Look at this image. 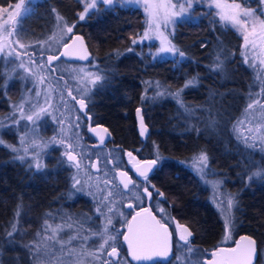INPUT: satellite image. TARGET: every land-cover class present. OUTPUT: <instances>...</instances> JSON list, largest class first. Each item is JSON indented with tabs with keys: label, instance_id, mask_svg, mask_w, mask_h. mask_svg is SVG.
Returning <instances> with one entry per match:
<instances>
[{
	"label": "trees",
	"instance_id": "16d2710c",
	"mask_svg": "<svg viewBox=\"0 0 264 264\" xmlns=\"http://www.w3.org/2000/svg\"><path fill=\"white\" fill-rule=\"evenodd\" d=\"M236 1L261 16V0ZM13 2L0 0V7ZM83 10L81 0H39L33 6L32 15L22 20L19 28L22 35L33 39L30 53L45 63L38 72L43 77L42 84L54 83V79L66 87L82 83L83 77L78 80L74 71L64 70L65 79L52 67L55 62H65L71 67L85 63L63 58L54 60L51 65L47 63V56L60 52L63 44L69 41L68 37L64 43H54L57 47L52 51L54 36L60 34V29L74 26L70 35L79 33L84 37L92 55L88 65L93 64L99 77L85 89L82 98L74 91L67 92L66 98L77 110L76 117L82 121L89 115L93 124L107 127L111 134L109 144L120 146L112 149L117 153L129 151L141 160L153 159L157 154L162 158L152 178L161 181L157 188L168 196L173 206L175 203L179 205V211L174 209L173 213L177 215L179 212L192 224L196 233L192 242L199 249L210 254L220 246H233L241 234L255 237L259 250L264 247V194L249 200L245 205V217L237 214L232 218L231 241L224 244L223 218L218 214L215 219L206 210L196 208L193 194L179 170L182 164L190 167L192 158L202 151L216 167H235L242 163L247 167H264V150L242 144L234 132V124L244 112L250 91L257 82L255 68L246 63L242 55L243 37L239 30L223 21L217 22L216 11L211 10L209 14L205 0H193L188 9L192 15L188 14L182 23L176 25L170 38L176 48L184 52V57L175 54L157 58L154 43H132L136 31L144 27L140 8L100 3L80 20ZM218 59L222 62L219 65ZM19 72L14 62L7 63L0 58L2 127L3 122L11 117L12 105L29 86L28 78ZM193 78L196 81L185 88L187 81ZM160 92L165 94L158 95ZM176 92H180V102L173 95ZM68 93H71L70 97ZM80 99L86 101V110L80 109ZM138 109L141 110L139 113ZM141 115L148 129L144 136L140 134ZM45 119L52 128L51 132L59 131L48 116ZM82 131L87 145L90 135L86 128ZM0 136L3 141L0 143V228L12 226L14 219L8 214L13 206L22 205L21 201L25 202V213L20 224L33 228L38 220L36 211H43L48 203L52 204L53 197L65 195L71 183V172L66 171L70 163L64 157V148L53 145L45 148L39 158L45 170L35 171L28 166L30 160L17 159L18 153L8 146V143L17 141V128L5 126ZM163 170L168 171L167 175L162 176ZM121 246V261L130 262L123 243ZM259 260L260 257L255 264H259ZM133 262L130 264H136Z\"/></svg>",
	"mask_w": 264,
	"mask_h": 264
},
{
	"label": "rangeland",
	"instance_id": "374dc122",
	"mask_svg": "<svg viewBox=\"0 0 264 264\" xmlns=\"http://www.w3.org/2000/svg\"><path fill=\"white\" fill-rule=\"evenodd\" d=\"M39 0H14L13 3L7 5V6H1L0 7V44L3 43V36L5 35V29H15L13 36L10 37V39H18L21 44L25 45V48H20L19 44H12L10 48L5 49V51L0 52V58L3 59V61H12L15 63V68L19 69V73L23 77H27L29 82V86L24 90L22 95L19 97L17 102L12 105L11 112H9V120H5L4 127L9 125H14L15 128H17V141L13 144H9L8 146L12 150V148L16 149H23L28 148V152L25 154L22 151L17 152L18 155H25V160H32L33 156L38 153V159L42 156L44 153L45 148H50L53 145H61L64 148L65 153L66 152H73L74 155L77 156V160L80 161L81 168L77 169L74 164L75 162H69L70 167H74L75 170V177L79 178L81 183L77 185L78 187H83L85 191L88 193H92L91 196H98L101 198V195H106V192L98 191L97 188L103 190L108 187L109 185H106L103 181L105 180H112L113 185L111 187H114L116 191H122V195H116L114 193V203L112 204L113 211L111 213H108L111 218L116 219V225L115 227L118 229L124 228V220L125 218L128 219L129 213L133 211L136 208L129 209L127 207L128 203L137 204L136 197L139 196V188L133 189L132 186H129V190H123L122 185L119 184V175L118 173L120 171H126L124 161L121 157V155L117 152H115L112 149L103 148V149H88V146L86 147L85 141H84V135L83 131H81V128H85V125L82 127L79 123V119H77V110L73 103L68 100L67 92L76 93L79 97L82 98L85 94V89L89 88L93 85V81H97L96 77L98 75L93 70V64L88 65V63L85 64H79V65H73L72 67L69 65H66L65 62H55V65L52 67L53 69L59 71L62 73L63 78H65L64 70L69 69L70 71H74L75 75L78 76V80L80 77H83V81L81 84H75L71 85L69 84L67 87L62 83H56V79H54V83H43V80L40 75H38V72L40 73V70L45 65V63L39 59L37 60V57L35 58L30 51H32L33 48V39H28L25 35H22L20 28V25L22 24V20L32 15L33 13V6L35 3H37ZM84 10L85 7L92 3V0H81ZM96 6L100 3H103L102 0H95ZM173 4L177 3V0H171ZM181 2H184V0H181ZM228 3H238L236 0H227ZM210 0H205V5L209 4ZM20 4L19 14H16L13 16V20L9 21V16L13 15L17 12L16 5ZM106 6H114V5H121V6H130V7H137L140 8L144 15V27L141 31H136L134 38L137 40L140 39L144 31L147 30V22H148V14L144 10L143 3H128L127 0H113L111 4L103 3ZM240 4V3H239ZM185 8L188 7L187 3L184 4ZM242 6V5H241ZM179 5H177L178 10ZM242 8H246L242 6ZM252 10L251 8H247ZM82 12L85 16V12ZM92 10V9H90ZM89 10V11H90ZM88 11V12H89ZM218 11V10H215ZM253 11V10H252ZM192 15V13H188ZM255 16L259 20H264V2H262L261 5V16L258 13H254ZM179 19V18H176ZM8 21L7 23H5ZM177 25V24H176ZM176 25H174V32ZM66 29V28H65ZM250 30V29H249ZM161 31L164 33L165 36L168 37V39L171 38V36L174 33H170L169 30H166L164 25L161 24ZM240 32V31H239ZM17 33H20L19 35ZM241 33V32H240ZM242 35V33H241ZM70 33H67L66 31L62 34V29H60V34L54 36L52 39L53 46L51 47L52 51H55L56 47L54 46V43L63 42L66 40L65 38L70 37ZM243 37V36H242ZM171 40V39H170ZM250 40H256V47L253 48L251 44L246 49L244 47V40L242 43V55L244 56L245 62L249 63L252 67L255 68L257 73V82L256 87L253 88L252 91H250V94L247 98V103L244 112L242 113L241 117L238 119V121L234 124V132L239 138L240 142L246 146H252L256 147L258 150H264V64H261V61L264 60V51H262L261 48V41L258 39V37L253 36L250 37ZM145 43H154L156 45L154 55L157 58H166V57H173L175 54L173 53H162L160 55H157V52L160 47V40L159 38L155 36H151L149 39L144 41ZM11 52V54H9ZM40 64V65H39ZM80 69H84L86 72H91L92 76L88 79H85V72L79 71ZM56 71V72H57ZM49 75V74H48ZM67 78V77H66ZM65 78V79H66ZM94 82V83H95ZM69 96V93H68ZM70 97V96H69ZM256 101H259L260 103H255ZM23 104V113L24 115H30L33 114V112H38L41 108H45L47 111L46 113H41V119L37 121L36 124H33L31 121H27L26 119L21 118V110L19 108V105ZM253 104V107L251 109H248V105ZM64 105V106H63ZM64 107V108H62ZM73 108H75V111H73ZM65 114V116L59 115ZM3 116V115H2ZM0 118V120L4 119V116ZM49 117L50 121L53 122L54 127L58 128L59 131L51 132L52 128H49L47 125V122L45 117ZM79 125V127H76V125ZM2 125L0 126V131L4 128ZM248 137V143H245L244 139L242 137ZM23 137V142H21V138ZM0 141H2V138L0 136ZM35 141L37 145H43L42 148H33L31 147L32 142ZM63 141V143H61ZM71 143L73 147L69 149L67 145ZM64 157L67 156L64 155ZM111 161V163H108V161ZM41 163V162H40ZM99 164V165H98ZM102 164V165H101ZM119 165V167H115V165ZM124 166V167H123ZM92 167H98L100 171H95L92 169ZM103 169V171H101ZM264 170V169H263ZM164 173V172H163ZM152 179V178H150ZM87 181V184L85 183ZM212 187L214 190L215 198L216 196H219L220 199L217 202L218 208L221 210L222 218L224 222V232H223V243L226 244L231 241L232 233H231V221H230V227L229 229H226L225 224L228 220V217L230 216V208L228 207L227 201L230 199V196L227 194L225 195L223 191L220 190V183L213 182ZM129 191H131V194H129ZM165 196H167L164 193ZM140 200L141 195L139 196ZM169 204L174 205L170 199L168 198ZM143 202V201H142ZM171 202V203H170ZM142 203H140L138 206H140ZM143 205V204H142ZM99 206L102 208V211L107 212V209L102 207L100 204ZM137 206V207H138ZM175 207H179L177 203H175ZM174 212V211H172ZM123 213V215H121ZM163 216L165 215L167 218V221L171 222L170 216L167 215V212L164 211L161 213ZM175 221L179 222H185L186 220H182V218H178L175 214ZM232 220V218H231ZM113 222V221H112ZM188 222V221H187ZM105 223V220H103V223L99 224V229L103 227ZM114 225V222H113ZM52 228H56L58 224L51 225ZM67 228L66 226L62 225V227L59 229V231L55 234V239L51 242L53 244H56V249L58 248L57 257L56 259L62 260H72L76 257H83L84 259H89V264H100L99 260H96L94 257L86 255L87 252H95L96 246L93 244V241L96 240V237H92L87 235L89 239L87 241H79L77 243H82V245H73L72 242L70 244H65V253L68 254L67 248H71L74 250L76 254L69 255V259H67L65 256L66 254L64 252H61L59 249L61 247L60 242L61 241H68L71 237H74V234H68L65 235L64 239H60L59 236L60 233H63L62 231ZM97 231V230H92ZM109 231L111 232V226L109 228ZM48 236L53 233L49 229L47 231ZM77 234V233H76ZM84 235L83 237H85ZM78 238V236H75ZM74 240V239H73ZM192 243L190 242V245ZM59 245V247H58ZM90 247L89 250H85L86 247ZM176 252L175 256L176 258L172 260L170 264H196V262H203L206 259L210 258L211 253L209 254V251H204L202 249H199L197 245H191L192 251L189 252L184 247V242L176 244ZM84 250V251H80ZM260 260L259 264H264V247L260 249ZM55 253V252H54ZM55 257H51V261L53 262V259ZM108 259V258H105ZM93 260L95 263H93ZM64 261H61L60 264H64ZM55 264V263H53ZM58 264V263H56ZM120 264H130L127 260L124 259V261H120Z\"/></svg>",
	"mask_w": 264,
	"mask_h": 264
},
{
	"label": "snow or ice",
	"instance_id": "6c2138e0",
	"mask_svg": "<svg viewBox=\"0 0 264 264\" xmlns=\"http://www.w3.org/2000/svg\"><path fill=\"white\" fill-rule=\"evenodd\" d=\"M103 3L111 4L113 0H102ZM128 3H143L144 10L148 14V22H147V30L144 31L142 36L139 40L136 38L132 39L133 44L143 43L145 40L149 39L151 36H155L160 40V47L157 52V55L162 53H173L178 54L180 57H184V52L180 51L176 48V46L172 43L167 36L161 31V24L164 25L166 30H169L170 33H174V25L178 23H182L188 15V9L192 7L193 0H177L176 4H173L171 0H127ZM264 2V0H261ZM187 3L188 7L185 8L184 4ZM177 5H179L178 10ZM96 8L95 0H92V3L88 4L85 7V14L90 9ZM208 8L210 10L209 14H211V10H218L216 11V15L219 17V21H223L225 25H231L234 28H237L243 36L244 40V47L247 49L249 45L253 48L256 47V40H250V37L256 36L261 41V48L264 51V20H259L254 12L247 8H242L241 4L239 3H228L227 0H210L208 4ZM17 12L13 15L9 16V21L13 20V16L19 14L20 4L16 5ZM179 18V19H176ZM80 20L84 19V14H81L79 17ZM6 21L5 23H7ZM74 26H68L66 29H62V34L64 31L67 33H73ZM250 29V30H249ZM15 29H5V35L3 36V43L0 44V52L5 51L11 47L12 44H19L20 48H25L24 44H21L18 39H10L13 36ZM22 31V30H21ZM18 35L20 33H17ZM72 40V43H64L63 44V51L58 52L55 55H48L47 56V63L51 65L54 60H59L61 57H70L73 55L78 54V58L80 60H88L89 54L87 53L86 49L83 45V37L81 36H72L69 37ZM76 41H80L79 49H74L73 45ZM129 51H132L130 48ZM11 54V52H9ZM247 62V61H246ZM222 62L217 60V64H221ZM261 64H264V60L261 61ZM79 71L85 72V79H88L92 76L91 72H86L84 69H80ZM99 79V77H96ZM196 81V78L187 81L184 85L185 88L191 86ZM95 81H93L94 83ZM183 89H181L182 91ZM71 93H69L70 95ZM164 92L158 93V95H164ZM175 95L178 102H180V92H176ZM75 99V97L73 98ZM80 109H87V104L84 99H80L78 101ZM255 103L259 104V101ZM181 106H183L181 104ZM23 104L19 105L21 110V118L26 119L27 121L33 122L36 124L37 121L41 119V113H46L45 108H41L38 112H33L30 115H24L23 113ZM253 104L248 105V109H251ZM141 110L138 109L137 112L139 113ZM89 118L90 117H86ZM79 119V117H77ZM140 124H141V131L140 134L144 136L148 129L144 125L143 116H140ZM76 127H79L77 124ZM91 132L96 133L99 135L98 129L93 127L89 129ZM104 133H107V129H100ZM245 143H248V137H242ZM105 137L100 136V142L103 143ZM21 142H23V137L21 138ZM3 143V141H0ZM63 143V141H61ZM31 147L33 148H42L43 145H37L35 141L32 142ZM69 149L73 147L71 143L67 145ZM14 153L22 151L23 153L28 152V148L16 149L12 148ZM65 155L67 156V161L75 162L74 166L77 169L81 168L80 161L77 160V156L73 154V152L69 151L66 152ZM127 156L130 158V162L132 167L135 169V173L138 177L136 181H134L126 171H120L119 175V184L122 185L123 190H129V186L131 185L133 189L141 188V192L144 195L145 199L152 198V192L149 191V187L152 188L153 191L156 192L157 196H163V193L159 191L155 187L154 184H151L149 180V173L153 172L154 169L158 167V161H161V157L157 154L153 159H137L133 156L132 152H128ZM17 159L24 161L25 155H18ZM208 160L209 157L206 152H201L198 156L192 158V165L191 167L194 168L197 175L200 177H204L208 169ZM108 163H111L109 160ZM178 163H182L179 162ZM28 166L30 169H34L35 171H42L43 165L39 162L38 153L33 156L32 160L28 161ZM115 167H119V165H115ZM131 170V169H130ZM255 177H264V170L257 171L253 173ZM142 178V179H141ZM252 177H249L251 179ZM73 180V187L75 188L76 185L81 183L80 179L77 177H72ZM87 184V181L85 182ZM104 183L109 185L110 187L106 189H99L98 191L106 192V195H101L99 200V204L107 209V212L101 210V207L96 208V213L100 216L104 217L105 223L103 227L97 231L90 232V236L96 237L97 239L93 241V244L96 246L95 252H87L86 255L94 257L96 260L100 261V264H113L111 259L105 258H116L117 264L119 260V252H118V238L122 237L123 241L127 243V250L129 255L131 256L132 260L137 262H148L151 261L152 264H170L169 261H162L156 258L159 257H167L170 253L172 247V235L173 232H176L179 229L178 237L176 243L179 244L181 241L184 242V247L191 252V245L189 238L192 236L191 230L185 226L180 225L177 221L173 220L172 223L175 224V227L172 231H169L168 222H162V219H157V216L152 213L149 207H139V209L135 212V215L131 216V219L128 220L125 218L124 224L126 226V233L122 232L120 229L116 228L113 225L111 216L108 213L113 211L112 204L114 203V193L116 195H122V191H116L113 185L112 180H105ZM79 191H83V187L79 189ZM92 195V193H88ZM131 194V191H129ZM137 204L128 203L127 207L129 209L136 208L142 201L140 197H136ZM232 199L230 198L227 201L228 207L232 206ZM161 213L164 212V209H159ZM49 216L50 214H45ZM123 215V213H121ZM231 217H228V220L225 224L226 229L230 227ZM67 226L70 228L72 227L71 223H68ZM111 226V232L109 228ZM61 225H58L56 228H52L51 225L47 223V219H45L44 224L42 225L41 231L37 232V237L40 240L33 245H25L26 248L29 249L31 255L35 257V260L39 262V264H43L44 261H48V264H52L51 257L55 256V253L51 251V248L54 245H49V240L55 239V234L61 228ZM51 230L53 233L52 236L47 238L41 235L42 232H47ZM12 232L8 235L11 237L13 233L16 232V225L12 224ZM76 239V237H71L68 241H61L60 251H65V244H70L71 240ZM84 241L89 239L88 236L82 237ZM241 243H237L234 248H220L216 251L212 252L211 258L207 259L203 262H196V264H252L253 257L255 255V241L252 240L250 237H241ZM110 249V250H109ZM69 255L76 254L73 249L67 248L66 249Z\"/></svg>",
	"mask_w": 264,
	"mask_h": 264
},
{
	"label": "flooded vegetation",
	"instance_id": "af4514ba",
	"mask_svg": "<svg viewBox=\"0 0 264 264\" xmlns=\"http://www.w3.org/2000/svg\"><path fill=\"white\" fill-rule=\"evenodd\" d=\"M86 117V116H85ZM88 117V116H87ZM79 123L83 127L85 125V128L88 132V123L89 119L86 118L85 120H80ZM91 124L95 125L92 123ZM83 128H81L82 131ZM84 135V133H83ZM90 140L89 142L86 141V147L88 146V149H103V148H110V149H119L120 146L109 144L111 141V137L108 141L101 143L98 141L92 134H90ZM84 139L86 136L84 135ZM243 146V145H242ZM129 151H123L122 154L119 151L118 153L121 155L124 165L126 168V172H128V175L136 181L138 179L137 175L134 174V170L132 167V164L130 162V158L127 156V153ZM133 156L135 154L133 153ZM230 160H228V163ZM99 165V164H98ZM102 165V164H101ZM239 166H233L230 165V167H216V164L214 162L211 163L210 159L208 160V169L206 170L207 174L202 178L199 175L196 174L194 168L187 167L185 165H180L179 170L181 172V177L185 181V185L189 186V191L192 196V201L194 204H196V208L198 210H206L207 213L209 212L210 215H212L215 219L217 215L219 214L222 217L221 210L218 208L217 202L220 199L219 196L214 195V190L212 187L213 182L220 183V190L224 192V194L230 196L233 203L230 208V216L233 218L238 214V216L245 217L247 215V208L246 204L249 202V200L253 198H258L259 195L264 194V177H255L253 176V173L263 170L264 167H247L245 163L238 164ZM124 167V166H123ZM158 167L159 164H158ZM95 171H100L98 167H92ZM131 169V170H130ZM22 172H24L23 169H21ZM43 170H45V167H43ZM69 170V171H68ZM66 171L71 172V183L68 186L67 190L65 191V195L53 197L52 204H47L46 207H44L43 211L39 210L36 211V217L38 218L37 221H35V226L33 228L25 227L24 223L20 224V219L24 216V201H21L22 205H16L13 206L11 211L9 212L10 218L14 219V223L17 222L16 225V232L13 233V235L10 237L8 234L12 232V226H5L0 228V264H39L35 260V257L30 254L29 249L25 247V245H33L34 243L38 242L40 240L39 237H37L36 233L41 231L42 225L45 222V219H47V223L49 225L58 224V225H64L67 228H65L63 233H60V239H64L65 235L68 234H74L75 236H78V238L71 240L73 245H82V243H77L79 241H82V237L84 235H89L92 230H98L99 224L103 223L104 217L100 216L96 213V208L99 206V200L100 197L98 196H91L88 195V192L83 189V191H79L80 187L77 185L75 188L73 187V180L72 177L75 176V170L74 167H66ZM103 171V169H101ZM21 172V171H20ZM155 172V169L153 172L149 174V180L151 181V184H154L157 188L158 185H161V181H154L152 178L153 173ZM162 176L167 175L168 171L163 170ZM54 173V172H53ZM51 173L52 175H54ZM249 177H252L249 179ZM152 178V179H150ZM142 179V178H141ZM55 182V180H54ZM104 182V181H103ZM131 186V185H130ZM142 188V186H141ZM141 188H139V196L141 195L142 204L133 211L129 213L128 220L131 219L132 215H135V212L139 209V207H149L150 210L154 215L157 216V219H162V222H168L169 225V231H172V229L175 227L174 223H171L167 221L166 216L162 215L159 209H164V211L167 212V215L170 216L171 221L174 220L175 214L172 212L174 209H178L179 207H175L169 204L168 196H165L163 193V196H157L156 192L152 190V188L149 187V191L152 192V198L151 199H145L144 195L141 192ZM158 189V188H157ZM65 190V189H64ZM63 190V191H64ZM160 192H162L159 189ZM220 202V201H219ZM218 202V203H219ZM171 203V202H170ZM102 210V208H101ZM42 211V212H41ZM208 213V215H209ZM45 214H50L49 216H46ZM38 215V216H37ZM177 215L184 220V218L181 216L179 212ZM112 221L114 222V226L116 225V219L115 217L112 218ZM71 223L72 227H68L67 224ZM180 225L187 226L193 236L189 238L190 242L193 245V240L196 237L195 230L193 229L192 224L190 221H183L179 222ZM122 232H126V226L124 228L120 229ZM179 229H177L176 232H173L172 235V257L170 260H168L170 263L172 260L176 258L175 252L177 250L176 248V240L178 237ZM77 233V234H76ZM41 235L45 238L52 236L51 234L48 236L47 232H42ZM119 243L117 245L118 252H119V260L118 264H120L121 261V248L122 243L124 245L125 250L127 251V256L129 257V253L127 250V243L123 241L122 237L118 238ZM52 240H49V245H54V247L51 248L52 252H55V256L57 257V250L56 244H53L51 242ZM180 243H183L181 241ZM196 245V244H194ZM59 247V245H58ZM89 246L85 248V250H89ZM110 250V249H109ZM84 251V250H80ZM260 251V250H259ZM65 253V251H63ZM66 254V253H65ZM54 256V257H55ZM53 259V263L60 264L61 261H64V264H89V259H84L83 257H76L72 260H58ZM67 259H69V255L66 254L65 256ZM260 257V252H259ZM130 258V257H129ZM113 261V264H117L116 258H108ZM259 259V258H258ZM130 260V259H129ZM129 262V261H128ZM130 262H133L130 260ZM129 262V263H130ZM93 263L95 261L93 260ZM135 263V262H133ZM43 264H48V261H44ZM136 264H152V262L148 263H136Z\"/></svg>",
	"mask_w": 264,
	"mask_h": 264
},
{
	"label": "water",
	"instance_id": "95a60500",
	"mask_svg": "<svg viewBox=\"0 0 264 264\" xmlns=\"http://www.w3.org/2000/svg\"><path fill=\"white\" fill-rule=\"evenodd\" d=\"M77 35L83 37L81 34L76 33V34L72 35L73 39H74V36H77ZM67 43H72V40L69 39V41H68ZM83 45H84V48L86 49L87 53L89 54V59H88V60H80V59L78 58V54H77V55L70 56V57H61V58L65 59L66 61H70V62L88 63V62L91 60V56H92V55H91V53H90V51H89V49H88V46H87V44H86V41H85L84 37H83ZM73 47H74V49H79V47H80V41H76L75 44L73 45ZM61 51H63V47H62ZM88 117H90V116L88 115ZM88 119H89V118H88ZM93 127H95V128L98 129L99 135H97L96 133H93V132H91V131L89 130L90 128H93ZM105 128L107 129V133H104V132H102V131H99L100 129H105ZM88 132H89L90 134H92V135H93L98 141H100V136H104V137H105V139H104L103 142L108 141V140L110 139V137H111V134H110L108 128L105 127L104 125H101V124H95V125H92V124H91V117H90V119H89V123H88ZM133 170H134V173H135V169H134V168H133ZM150 173H151V172H150ZM150 173H149V174H150ZM125 233H126V232H125ZM192 236H193V234H192ZM192 236H191V237H192ZM245 236L250 237L252 240H254V241L256 242V243H255V255H254V257H253V262H252V264H255V263L258 261V258H259V244H258L256 238L253 237V236H251V235H249V234H241V235H239V236L236 238V240H235L233 246H220V247H218L217 249H220V248H224V249H227V248H234V247L236 246L237 243H241V242H242V241H241V237H245ZM191 237H190V238H191ZM217 249L213 250L212 252L216 251ZM212 252H211V254H212ZM129 257H130V259L132 260V258H131L130 255H129ZM171 257H172V248H171L170 253H169V255H168L167 257H159V258H156V259H159V260H162V261H168V260L171 259ZM210 258H211V255H210ZM210 258H209V259H210ZM206 260H207V259H206ZM206 260H204V261H206ZM132 261H134V260H132ZM134 262H136V263H148V262H151V261H148V262H137V261H134Z\"/></svg>",
	"mask_w": 264,
	"mask_h": 264
}]
</instances>
